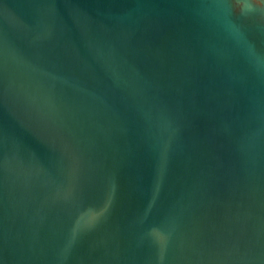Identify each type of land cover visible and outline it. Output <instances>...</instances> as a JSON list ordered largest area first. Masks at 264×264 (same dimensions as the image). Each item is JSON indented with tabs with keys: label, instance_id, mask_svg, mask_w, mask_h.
I'll return each instance as SVG.
<instances>
[{
	"label": "water",
	"instance_id": "water-1",
	"mask_svg": "<svg viewBox=\"0 0 264 264\" xmlns=\"http://www.w3.org/2000/svg\"><path fill=\"white\" fill-rule=\"evenodd\" d=\"M0 264H264V0H0Z\"/></svg>",
	"mask_w": 264,
	"mask_h": 264
}]
</instances>
